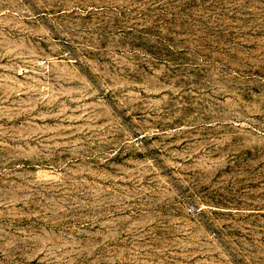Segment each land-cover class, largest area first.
I'll return each instance as SVG.
<instances>
[{
    "label": "rangeland",
    "instance_id": "374dc122",
    "mask_svg": "<svg viewBox=\"0 0 264 264\" xmlns=\"http://www.w3.org/2000/svg\"><path fill=\"white\" fill-rule=\"evenodd\" d=\"M0 264H264V0H0Z\"/></svg>",
    "mask_w": 264,
    "mask_h": 264
}]
</instances>
